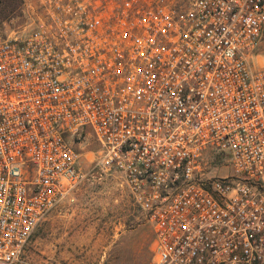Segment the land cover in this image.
I'll return each mask as SVG.
<instances>
[{
	"label": "built area",
	"instance_id": "2783aa9c",
	"mask_svg": "<svg viewBox=\"0 0 264 264\" xmlns=\"http://www.w3.org/2000/svg\"><path fill=\"white\" fill-rule=\"evenodd\" d=\"M38 5L0 36V264H26L90 141L151 225L149 264H264V0Z\"/></svg>",
	"mask_w": 264,
	"mask_h": 264
},
{
	"label": "rangeland",
	"instance_id": "374dc122",
	"mask_svg": "<svg viewBox=\"0 0 264 264\" xmlns=\"http://www.w3.org/2000/svg\"><path fill=\"white\" fill-rule=\"evenodd\" d=\"M39 14L38 0H0V36L31 26ZM249 60L264 75V28ZM95 147L80 148L82 177L35 228L26 264H149L151 225L119 174L92 167Z\"/></svg>",
	"mask_w": 264,
	"mask_h": 264
}]
</instances>
